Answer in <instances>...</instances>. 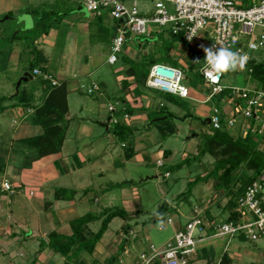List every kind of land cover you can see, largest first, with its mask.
<instances>
[{"label":"crops","instance_id":"crops-1","mask_svg":"<svg viewBox=\"0 0 264 264\" xmlns=\"http://www.w3.org/2000/svg\"><path fill=\"white\" fill-rule=\"evenodd\" d=\"M23 1L27 3L26 9H36V4H39L40 2L41 5H45L49 9L55 10L60 9L63 5H65L67 6L65 11L71 10V12L64 16L59 23L51 26L47 34L41 35L30 46L28 44L24 46L21 41L17 42V40H14L13 38H9V40L7 38V42L9 41L10 43L7 46L0 47V63L4 66L8 64V68L13 72L22 73L18 75V77L20 76L21 78L24 73H26L24 61L28 62V59H31L32 57L23 59L20 65L18 61L19 55H21L20 53L23 49H31V47L35 48L41 53V57L46 61L44 64H41V66L46 69V73L50 76V79L56 83L52 86L40 83H38L35 87L24 85L22 88L26 90V93L28 94V103L22 106H11L0 112V114L7 112L10 116L13 124L11 140L13 144H16L15 151L11 148L10 153L7 155L6 165L8 169L5 168V170L14 171L19 178L18 184L11 183L14 190V194L11 198L9 196L7 197L5 192H0V211L3 210V206L7 202L10 207L13 205H23L26 207V210L28 209L27 212L31 214V218H29V220L19 218L20 220H16L12 227H10V223H0V256L7 255L5 250L9 249L14 242H18L20 247L24 243L26 245L30 244L34 253L32 260L24 263L16 260L18 262L16 263V261H12L10 257H7L5 258V264H64L66 262H70L68 264H77V260L79 259H83L85 262L84 264H106L107 260L117 253L119 243L124 237L123 235L121 238H118L117 244L110 242L101 243L103 236L108 230L110 222L115 218L109 222L107 230L104 232L101 239L95 244L91 254L80 251L76 256L70 255L68 257H63L47 245L50 241L51 235L53 234L59 236L70 235L71 222L75 219L87 214H96L101 212L102 209L109 208L105 207L108 205V201H106V199L104 201L100 200L102 197L100 198L99 193H87L91 190L89 187L94 186V184H89L90 181H93L92 176H102L101 170L95 166L96 161L99 158L96 152V143L99 142L97 140L100 138L96 127L102 126L105 128V131L107 132L106 139L109 143L108 147H111L112 144L114 145L113 133L110 128V125L113 124V120L129 126L131 129H135L136 131L137 129H144L142 136L143 138L148 139V135L151 131V129L147 127V125H150L148 124L150 121L148 113L149 111H157L159 108H166V103L165 100H159L156 102L154 98L147 96L144 88L137 84L135 76L128 73V65L122 62L112 70V74L115 77L116 88L120 92V95L116 97L114 106L111 103H108V112H110L109 106L113 107L114 110L109 113L110 115L106 116L107 122L102 121L101 109L104 107V104L102 102H98V98L93 97L94 94L92 96L87 94L84 90L85 85L83 83L86 80H89L91 84H97V82H93L91 79L92 76L97 73V71L101 70L103 66H114L118 62L117 61L114 64H109L107 62V58L110 53L111 40L115 34L116 23H114L107 11H103L100 15L102 25L109 29L111 40L109 42L91 43L89 40L88 26L96 15L88 12L83 6H81L82 0H0V16H10L14 12H19L21 2ZM241 1L243 5H248L255 0ZM54 2L58 5L57 9L54 8ZM132 2H136V0H133ZM132 2H130V0L128 1V3ZM78 5H80L79 8H77ZM139 9L144 12L152 10V8H149L148 6H143V8L141 6ZM24 13L25 17L17 19L16 21L18 26L17 31L21 33L32 30L37 24V18L33 16L31 12L25 11ZM5 19H8V17ZM160 34L162 33H151V35L146 38L148 39V42L145 44V41H142L143 44H139L134 41L135 39L126 42L123 49L124 56L128 57V59L132 61H141L144 56L151 54V51L154 53L156 48L161 47L158 37ZM186 45H188V48ZM170 47L169 57L176 61L177 65L183 63V66H187L192 62L193 55L189 52V50L194 49L196 51L198 48V46L194 44H182L180 42H174ZM25 50L24 52H26ZM171 55H175L179 58L174 59ZM184 57L187 58L186 64L182 60ZM162 60L163 59H161V61ZM162 63L168 62L162 61ZM31 77V79L25 81L24 83L33 81L35 77ZM2 78H4V75ZM21 78H19V80H21ZM21 83L22 82H20V84ZM49 84L51 83L49 82ZM0 85L2 88L7 90V93L10 96L17 93L19 86L9 80H5ZM103 85L104 84L100 81L98 83L99 90L96 91L101 97L104 96V93L100 90V87ZM89 87L86 88V91ZM51 93H54L53 98L58 103L61 102L63 98L65 99L66 112L64 114V118L67 121L65 123L66 130L62 145L60 151L56 154H49L42 157H37L36 155L31 156L32 152L34 153L36 151L34 145L32 144V140L43 134V129L35 118V111L45 102L46 98ZM200 93L201 96L199 97L194 90L189 88V100L193 103L201 105L202 107L204 105L207 106L203 108L204 111L201 112V117L203 118L201 121L202 124L208 125V116L212 106L215 104L213 103V99L211 101L204 102V91ZM88 95L93 98L87 97ZM86 98H89L87 100H90L92 103L87 102V104H85L83 101H85ZM169 102L174 104L176 103L172 100ZM9 103V105H11L15 103V101L11 100ZM76 106L78 113H82L85 110L88 114L90 113L89 117L74 116L70 110L74 107L76 108ZM220 107L222 108L224 114H227L233 108V101L224 100L223 98L220 102ZM168 113L170 114L169 117H175L177 119V114L175 112ZM91 116H94L93 119ZM185 117L187 116H184L183 119ZM164 118L165 116L162 119ZM154 121H160V119L156 118ZM242 122L243 123H240L239 121L238 123L240 126L236 125L228 131L232 137L243 138L247 132H251H246L245 130L248 123L244 120H242ZM169 126L170 125L167 126V130L164 129L167 134L169 133L166 135L167 137L173 135L174 133L178 134L177 127L171 129ZM201 134H203V132ZM210 134L211 132L206 131L205 135ZM166 136H164L165 139ZM197 136L198 135L196 133H193L191 136L192 141L196 139ZM186 139L188 140L189 137ZM136 141L134 140L132 144V156L127 161L136 160L140 163H144L145 158L142 154L141 145L138 143L140 140L136 138ZM189 141L190 140H188V142ZM66 143H73V147L65 148ZM199 145H201V143ZM170 156L171 150L160 148L156 153V162L160 161L161 157L168 159ZM184 158L187 159L186 154L183 155V159ZM204 175L199 176L203 177ZM194 177H198V175ZM2 178L9 181L6 177V173L3 174ZM146 179L149 178L147 177ZM211 180L212 178H209L195 184L192 188L193 192L191 191L194 197L197 198L195 191L200 192V190L206 186L207 183H210ZM140 181H144V179H141ZM132 186L127 188L125 186L120 187L121 205L126 210L133 208V200L137 197V190ZM57 189L72 192L73 198L71 200L55 199L54 194ZM197 201V206L194 205V208H196L198 213H201V211H199V207L204 200L202 201L197 198ZM38 202H41L39 204H42V207H37ZM101 202H103L104 206H100ZM95 206L100 209H95ZM227 208L228 213L223 217L221 216L222 218L220 221H224L228 218L230 209L229 206H227ZM227 208L225 210H227ZM222 210L223 208L219 209V212ZM9 211V215L12 216V210L10 209ZM13 211L16 213L18 212V210ZM205 211L206 214L204 217H206L209 221L217 220L211 211L208 209H205ZM10 219L11 217H8V220ZM133 220L134 218L132 217L131 224L136 223V221ZM91 223L93 222L88 223L83 229L84 234H88L90 232L94 233L90 226ZM136 225L137 223L135 226ZM178 227H180V223L176 224L174 231ZM24 229H27L26 231L29 233L23 231ZM20 231H23V234ZM117 233L120 236L122 233L121 227ZM129 237L133 238L132 242ZM126 238L128 239V242L124 251L111 264H122V256H125L126 260L130 261L129 264H136L134 259H130V251L133 248L132 246L136 247L137 245V236H134L133 227L129 231ZM56 239L60 241L59 238ZM17 253V256L20 258L24 256L20 253V251ZM223 253L225 255H222L225 256L228 263L232 264L234 255H228L225 251ZM68 258L73 259V261H69ZM194 258L195 261H201L203 264H206L207 262L213 264L214 261L211 248L208 250L206 247L198 248L197 254Z\"/></svg>","mask_w":264,"mask_h":264},{"label":"rangeland","instance_id":"rangeland-1","mask_svg":"<svg viewBox=\"0 0 264 264\" xmlns=\"http://www.w3.org/2000/svg\"><path fill=\"white\" fill-rule=\"evenodd\" d=\"M123 1L125 3H128L129 0ZM132 1L133 0H130V2ZM136 2L139 7L142 6V8L143 6H148L149 8L153 7V0H136ZM54 4V8L57 9V3L54 2ZM26 5L27 3L23 1L21 2V8H19V12H14L10 16H0V47L7 46L10 43L9 41L7 42V38L9 40V38L11 39L15 35H17V38L15 39L17 40V42L21 41L24 46L26 44H28L29 46L32 45V43L30 42V36L28 38H22L21 32L17 31L18 26L16 21L17 19H22L23 17H25V11L31 12V14H33V16L37 18V14H35L34 12L32 13L31 9H26ZM36 6V9L49 10L47 6L41 5L40 2L39 4H36ZM66 8L67 6L63 5V7L58 10L65 11ZM6 17H8V19H5ZM152 28L156 27L153 26ZM158 37L161 47L156 48L154 53H152L151 51V54H149L148 56H144V58L141 60L146 64V67H144L143 69L146 77L150 67L148 65V61H153L154 63H162V61L165 62L164 58L170 56V46L174 43L171 39L170 33L167 31H164ZM144 38L136 37L134 41L138 42L139 44H143L142 41L145 40ZM147 42L148 39L145 40L144 44ZM186 46L188 48V45ZM31 49L22 50L18 60L20 65L23 59H27L30 56L29 53L32 52ZM24 50L26 52H24ZM191 50H189V52L192 53L193 56H195V50ZM245 53L249 57V60L254 61L255 63H264V50L262 48L258 51L245 50ZM35 55L36 53L31 54L30 58H33V56ZM171 56L174 59L179 58L175 55ZM118 57L119 60L114 66H103L101 70L97 71V73H95L91 78L93 82H97V85L100 81L102 82V84H104L102 87H100V90L104 93V96H99L98 92L94 93L93 95L94 98H98V102H102L104 104V107L101 109V120L104 122H107L106 116L110 115V112H108L107 110L108 103H111L114 106L116 97L120 95V92L116 88L115 77L112 74V70L122 62L126 64V59H128V57L124 56L123 51L118 55ZM161 59L163 60L161 61ZM182 60L186 64L187 58L184 57V59ZM24 62L25 72L30 73L31 69H29L28 62ZM177 66L182 70L185 76V84L188 86V88L194 90L200 97V92H205L206 88L204 87L203 79L198 74V64L194 67L193 70L188 69V67L185 65L183 66V63H180V65ZM0 71V84H2L5 80H9L10 82L13 81L16 85L19 81V78H21L20 76L18 77V75L22 74L13 72L8 68V64L4 66L1 63ZM2 74L4 75V78H2ZM138 75H140V73H138L137 76ZM38 83V79L35 77L33 81H28L26 83L22 82L21 85L22 87L24 85L35 87L36 85H38ZM83 84L85 85L84 90L86 92V88L89 87L91 83L89 82V80H86ZM221 84L226 86H236L239 88L256 87L260 89L262 87V84L260 82L256 81L251 76L249 77V75L246 73V67L244 69L237 68L235 71L226 72V74H224L222 78ZM139 85L144 88L145 94L149 97L154 98L156 102L159 100H165L166 108H164V111L175 112L177 114V119L175 117H168L165 121L150 120L148 123L150 125H147V127L151 129L149 135L147 134L149 136L148 139H145L142 136L144 129H137V131L135 129H132V135L127 136L124 140H120L115 135H113L114 145L112 144L111 147H108L109 143L106 139L107 132L105 131V128H103L102 126H97L96 128L99 132L98 134L100 138H98L97 140L99 142L96 143V152L99 158L96 161L95 166L101 170L102 176H92L93 181H90L89 184H94V186L89 187L91 188V190L87 192L88 194L90 192L99 193L100 198L102 197L100 200L104 201L106 199V201H108V205H106L105 207L123 208L120 199V187L125 186L127 188L133 185L132 187L136 188L137 197L133 200L134 209L132 208L130 210H126L125 208H123L127 212L128 217H133L137 223V225L135 226L136 223L131 224L130 221L131 227L134 228V236H137V245L136 247L132 246L133 248L130 251V259H134L136 264H142V261L140 260V254L147 250L149 244H153L155 248L162 246L164 243L172 239L174 232L178 228H182L186 224V222L193 217L192 210L195 206H197V198L201 199L202 201L204 200L199 207V211H201L202 213L201 216H205V209H208L212 212L215 218H217L216 221H220V219L228 213L227 206L229 205V201H232L233 197H236L237 190L242 187L250 177L253 176V169L247 163H244L240 165V167L233 173V184L230 187L228 193L224 189L218 187L219 179L215 176H212L211 182L207 183V185L204 186L200 190V192L195 191L197 198L194 197L193 193H191L186 199L187 195L181 194L186 192L187 183L194 176L204 175L207 172L209 173V171H211L214 167L216 160V157L209 153H205L203 154V156H198V152L201 149V146L199 144L201 143L203 136L206 134V131H212L209 125H204L201 121L203 120V118L201 117V112L204 111L203 108L207 106L204 105L202 107L201 105L193 103L189 99H179L178 97L173 95L172 96L174 97L175 101L178 102H176L175 104L170 103L166 98L169 94H164L160 91L149 89L143 86L142 81ZM91 96L88 95L87 97L93 98ZM0 97H10V95H8L7 93V90L5 88H2L1 85ZM89 98H86L83 102H85V104H87V102L92 103L90 100H87ZM216 99L217 96L213 99L214 104L216 103ZM9 100H6V103L4 102L1 105L8 106L10 104ZM76 109L77 106L76 108L74 107L70 110L71 113L74 114V116H82L86 118L89 117L90 113L88 114L87 111L84 110L82 113H78V110ZM158 111L160 110L158 109L157 112ZM184 116L187 117L183 119ZM152 118L156 119V115L152 116ZM239 121L240 123H243L242 119L238 118L233 127H235L236 125L238 126ZM112 125L113 124L110 125V128H112ZM168 125H170L169 128L171 129L177 127L178 134L174 133L173 135L167 137L166 135H168L169 133L167 134L164 129L167 130ZM241 125L244 126L243 124ZM250 126H252L251 123ZM12 127L13 124L7 112L0 114V180L3 179L2 176L6 173V177L7 179H9L10 184H18L19 178L17 177L16 173L12 170H5V168L8 169L6 164L7 155L8 153H10V149L12 148L14 151L16 149V144H13L11 140V133L13 130ZM231 128H227L226 130L229 131ZM254 128L255 131L251 132L254 135V142L256 143L254 148L264 155V131L262 133H257V130L260 128V123H256V125H254ZM191 129H194L193 132ZM202 132L203 134H201ZM193 133H196L198 136L192 141L191 136ZM230 133L232 134L231 131ZM164 136H166V139L164 138ZM188 137V140H190L189 142L186 139ZM136 138L140 140V142L138 143L142 148V154L145 158L144 163H140L136 160L127 161L124 157L125 153L128 151V147L132 146L134 140L136 141ZM72 144L73 143H66L65 148H72ZM160 148L171 150V156L168 159L161 157L160 161H162L164 164V166L161 168L156 165V153ZM34 153L32 152L31 156H39L37 151H35ZM184 154H186L187 160H185L186 158L183 159ZM178 164L180 166L176 167V165ZM4 171L6 172L3 173ZM166 172L169 173V177L164 176V173ZM147 177L149 179H146ZM259 178H262L264 181V171L261 173ZM141 179H144V181H140ZM6 194L7 197L9 196L10 198L13 195H10L8 193ZM262 197L264 198V187L262 189ZM39 203L41 202L37 203V207H42V204ZM164 205L166 207L163 209V211L160 212V208ZM100 206H104L103 202H101ZM222 208L224 210V213L223 210L219 212V209ZM226 208L227 210H225ZM10 209L13 212L12 216L9 215ZM95 209L99 210L100 208H96L95 206ZM13 210H18V212L16 213ZM27 211L28 209L26 210V207H24L23 205H13L10 207L6 202V204H4L3 206V210L0 211V223H10V227H12L16 220H20L19 218L29 220V218H31V214ZM8 217H11V219L8 220ZM168 217L172 219V225H168L164 222V220ZM161 218L163 219L161 220ZM178 223H180V227H178L174 231V228ZM124 224L125 221L121 218L116 217L115 219H113L110 222L108 230L103 236L101 243L110 242L113 244H117V239L123 236L122 233L119 236L117 232ZM161 225H164L162 229L159 228ZM90 226L92 231L96 232L99 229L100 221H93ZM26 230L24 229L23 231ZM23 231L20 232L22 233ZM26 233L29 232L26 231ZM129 239L132 242L133 238L129 237ZM202 247H206L208 250L211 248V252L214 257L213 264H229L228 261L225 260V256H223L225 255L223 253L224 251L228 255H234L232 264H264V241L262 240H259L257 242H250L240 241L238 238L228 237L209 238L198 244V248ZM32 250L33 248H31L30 244L26 245L24 243L20 247L18 242H14L9 249L5 250V253H7V255H4L5 257L3 255L0 256V264H5V258L7 257H10L12 261L17 260L23 263L27 261L29 262L34 256ZM18 251H20V253L24 255L22 258L17 256ZM68 260L71 262L73 261V259L71 258H68ZM17 261L16 263H18ZM129 262L130 261L126 260L125 256H122V264H129ZM68 263L70 262H66L64 264ZM84 263L85 262L83 259L77 260V264ZM190 264H203V262L195 261L194 259Z\"/></svg>","mask_w":264,"mask_h":264},{"label":"built area","instance_id":"built-area-1","mask_svg":"<svg viewBox=\"0 0 264 264\" xmlns=\"http://www.w3.org/2000/svg\"><path fill=\"white\" fill-rule=\"evenodd\" d=\"M82 6L96 16L107 11L117 23L107 58L109 64L119 60L118 55L126 42L136 37L148 38L153 32L167 31L174 37H180L184 44L198 46L195 60L200 61L196 65L206 88L203 93L204 102L211 101L224 91L230 93L224 100L233 101V108L227 114H224L221 107L212 106L208 116L210 128H231L237 118H241L248 123L246 132H254L256 123H260L257 133L264 131V78L260 89L223 85L221 81L226 73L221 74L218 80H212L205 74V54L201 48V45H215L216 48H229L241 55L246 54L245 50H264V0H255L248 5H243L241 0H153L149 12L140 10L136 2L125 3L123 0H82ZM247 73L251 76L252 70L247 69ZM32 74L49 80L51 85L56 84L47 73L42 74L34 69ZM184 81L185 76L180 68L167 63H152L145 86L180 99H190L189 88ZM98 90L99 86L92 83L86 92L93 95ZM113 110L109 106V111ZM112 123H116V120ZM156 165L161 168L163 162L157 161ZM164 176L168 177L169 173H164ZM263 187L262 178L245 187L232 210L238 215L236 220L227 218L224 221H209L194 208L193 217L174 232L172 239L158 248L149 244L147 250L140 254L141 263L190 264L189 260L197 254L198 244L209 238L264 241ZM0 191L14 194L12 185L6 179L0 180ZM164 222L171 225L172 220L166 218ZM163 227L161 225L159 228Z\"/></svg>","mask_w":264,"mask_h":264},{"label":"trees","instance_id":"trees-1","mask_svg":"<svg viewBox=\"0 0 264 264\" xmlns=\"http://www.w3.org/2000/svg\"><path fill=\"white\" fill-rule=\"evenodd\" d=\"M79 7L80 5H78L77 8ZM33 12L37 14V24L35 28L21 33L22 38H28L30 36L31 43H33L41 35L47 34L51 26L59 23L64 16L68 15L71 12V10L59 11L55 9H33L32 13ZM114 23L116 22L114 21ZM88 28L89 40L91 43L109 42L111 40L110 31L108 28L102 25L100 16H95L93 21L89 23ZM16 38L17 35L13 37L14 40ZM144 39L147 40L146 37ZM171 39L173 42L184 43L183 41H181L180 37H174L171 35ZM31 51L32 52L29 53L30 56L33 53H36V55L33 56V58L28 59L29 69H31L29 74L33 76L32 73L34 69H37L42 74H45L46 69L42 67L41 64H44L46 61L41 57L42 55L38 50L32 47ZM30 56L28 58H30ZM126 60V64L128 65V73L135 76L137 84H140V82L142 81L143 86H145L146 75L143 72V69L144 67H146V64L143 63V61H134L133 63V61L130 59ZM164 61L168 62L172 66L178 67L177 62L172 60L170 57L164 58ZM152 63L154 62L148 61L149 66ZM195 66L196 60L195 56H193L192 62L188 64L187 67L188 69L193 70ZM247 69L252 70L251 77L253 79L260 83L263 81L264 63H255L254 61L249 60L246 64V72ZM138 73H140V75L137 76ZM199 76L202 78L200 74ZM33 77H37L40 84H48L49 86H52L51 84H49V80L43 79L41 76ZM21 84L18 86V90L15 95H12L10 97H0V112L11 106H22L28 103V94L26 93V90L22 88ZM53 96L54 93H51L46 98L45 102L35 111V118L43 129V134L40 137L33 139L32 144L41 157L49 154H56L60 151L64 133L66 130L65 123L67 120L64 118V114L66 112L65 99L63 98V100L58 103L55 101ZM167 96L168 97L166 98L169 101L172 100L173 102H178L175 101L172 95ZM229 96L230 93L228 91H224L223 93L218 95L215 106L220 107L221 100ZM6 100H14L15 103L8 106H2L1 104H3ZM159 110L160 111L158 112L149 111V119L154 120L155 118L153 119L152 116L156 115V118H159L160 121H165L170 116V114L168 112H165L164 109L159 108ZM164 116L165 118L162 119ZM111 130L113 135H115L120 140H124L127 136L132 135V129L129 126H126L119 122L114 123ZM253 138L254 135L251 132H247L243 138H234L225 128H222L220 130H212L210 135H204L200 145L201 149L198 152V156L209 153L216 157L214 167L208 174L204 175L203 177H194L191 181H189L187 183L186 192L182 193L181 195L186 194L187 199V197L191 194L192 188L195 184L207 180L212 176H215L219 179L218 187L224 189L228 193L230 187L233 184V173L240 167V165L247 163L253 169V176L250 177L249 180L237 190L236 197H233L232 201H229L228 205L230 214L227 220H236L238 218V215L232 210L236 206L237 197H239L243 193V190L249 183L258 179L261 173L264 171V155L254 148L256 143L253 142ZM132 153L133 148L132 146H130L128 147V151L125 153V159L128 160L129 158H131ZM178 166L180 165H176V167ZM54 198L58 200H71L73 198V193L66 190L57 189L55 190ZM165 207V205L161 207L160 212L163 211ZM116 217L121 218L125 221V224L121 226V232L125 237L121 239L117 253L107 260L106 264H111L124 251L128 242L126 236L132 228L130 225L131 217H128L127 212L123 208H105L102 209L99 213L87 214L80 218H77L71 222L70 235L59 236L53 234L51 235L50 241L47 246L52 248L55 252L63 257H68L70 255L76 256L80 251L91 254L95 244L101 239L104 232L107 230L109 222ZM162 219L163 218H161V220ZM93 221H100L99 229L94 233L90 232L88 234H84L83 229L88 223ZM56 238H59L60 241ZM239 240L245 241L242 238H239ZM194 259L189 260V263H192ZM152 264L159 263L153 262ZM206 264L210 263L207 262Z\"/></svg>","mask_w":264,"mask_h":264},{"label":"clouds","instance_id":"clouds-1","mask_svg":"<svg viewBox=\"0 0 264 264\" xmlns=\"http://www.w3.org/2000/svg\"><path fill=\"white\" fill-rule=\"evenodd\" d=\"M201 48L205 54V74L212 80H218L221 74L228 71L244 69L249 59L246 54L241 55L229 48H216L215 45L211 47L201 45Z\"/></svg>","mask_w":264,"mask_h":264},{"label":"water","instance_id":"water-1","mask_svg":"<svg viewBox=\"0 0 264 264\" xmlns=\"http://www.w3.org/2000/svg\"><path fill=\"white\" fill-rule=\"evenodd\" d=\"M32 77H31V75L29 74V73H24V75H23V77L21 78V80H19L18 81V83H17V85H19L20 84V82H25V81H27V80H29V79H31Z\"/></svg>","mask_w":264,"mask_h":264}]
</instances>
